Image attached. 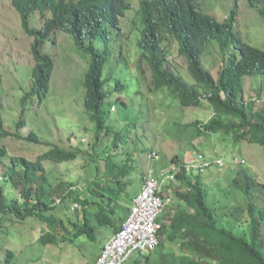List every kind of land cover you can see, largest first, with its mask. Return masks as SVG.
<instances>
[{
    "label": "trees",
    "instance_id": "obj_1",
    "mask_svg": "<svg viewBox=\"0 0 264 264\" xmlns=\"http://www.w3.org/2000/svg\"><path fill=\"white\" fill-rule=\"evenodd\" d=\"M198 1L140 0L138 18L143 31L138 47L152 71L154 91L168 89L172 101L182 108H199L204 102L209 103L213 115L208 121L197 120L184 126L194 128L196 135L223 134L231 136L235 143L247 142L264 148V102L261 100L256 105V101L247 100L244 87L245 77L264 76V50L244 41L235 32L239 0L224 22L204 13ZM247 1L264 17V0ZM12 5L21 17L24 32L33 39L32 53L37 64L32 70L34 85L21 99L15 132L4 131L5 123L1 119V136L28 144H45L35 130L27 135H21V130L28 125V119L33 117L35 121L34 115H41L46 106L54 59L42 50L47 39L60 30L70 33L77 49L89 56L84 108L94 123V134L87 146L82 142L71 148L49 145V150L36 161L12 156L8 163L4 160L7 149H0L3 170L0 172V264H26L30 260L6 242L19 231L16 227L19 223L30 219L44 222L48 229L38 240L44 246H56L69 239L77 245L83 236L96 241L103 227L112 229L113 233L119 230L140 192L139 184L147 175L143 173L141 159L145 147L143 136L126 134V127L117 129L116 120L110 115L111 106L120 101L129 109L128 114L119 115L120 124L128 122L130 132L142 128L143 113L139 115L122 98H115L116 94L125 92L126 86L118 77L119 60L112 46L122 35L121 20L133 4L129 0H12ZM37 12L47 17L44 28L31 25L30 19ZM167 35L178 43L194 84L171 73ZM214 40L224 56L230 47L229 65H221L217 78L202 63ZM125 52L122 46L120 59L126 58ZM149 150L154 152L152 147ZM80 157L88 161L95 175L101 176L103 182L98 189L96 180L89 184L88 191L73 189L78 183L64 178L55 181L54 171L46 167L47 162L72 163ZM171 163L185 164L180 155H175ZM231 188L240 192V199H232V190H226L221 191L219 201H210V205V193L200 175L182 168L164 193L184 206L178 207L170 219L166 209L158 246L141 254L134 264H264V183L242 169L231 181ZM70 201L79 203L83 210L81 221H66L57 215L56 210L61 205L69 208ZM230 201L233 205L226 207ZM226 214L231 218L222 216ZM244 222L248 225L242 228ZM170 243L179 245L180 252L171 249Z\"/></svg>",
    "mask_w": 264,
    "mask_h": 264
},
{
    "label": "rangeland",
    "instance_id": "obj_2",
    "mask_svg": "<svg viewBox=\"0 0 264 264\" xmlns=\"http://www.w3.org/2000/svg\"><path fill=\"white\" fill-rule=\"evenodd\" d=\"M129 1L133 7L121 21L122 35L117 37V42L112 46L115 56L120 59L121 47L124 45L128 57L127 64L123 61L116 63L118 77L123 79L126 90L118 93L115 98H122L139 115L143 113L140 123L143 129L137 128L130 132L128 122L120 124L119 115L122 112L129 113V109L123 107L120 101L115 102L113 104L115 108L112 107L113 111H110L111 117L116 120L115 127L117 129L126 127L125 133L128 135L132 133L143 136L145 147L141 159L144 174L149 175L151 170L156 176L163 174L170 169L171 160L175 155H180L184 162L196 164L198 157L202 155L211 166L203 172L194 169L191 174L200 175L202 183L209 190L208 204L211 205L213 200L219 201L223 195L220 194L221 191L226 190H232L230 193L232 199H240L241 194L237 189L235 191L231 188V181L238 170L244 169L264 183V148L247 142L235 143L231 136L223 134L199 136L196 135L194 128L184 127L197 120L208 121L213 112L208 102H204L203 107L199 108H182L178 102L172 101L173 97L166 89L154 91L152 71L148 63L142 59L138 47L143 31L138 18L140 0ZM198 2L204 13L222 22L228 18L236 4V0ZM46 19L41 12H37L31 17L30 22L34 27L44 28ZM234 30L244 41L264 50V17L251 8L247 0H239ZM32 40L24 32L21 17L12 5V0H0V120L5 123L4 131L15 132L14 122L21 112V99L34 85L32 70L37 61L32 53ZM166 50L171 60V73L175 76L177 73L190 84H194L195 80L187 69L186 59L179 53L178 43L168 35ZM42 51L54 59L52 86L44 103L46 106L43 107V112L39 116L34 115L35 121H32L33 117L28 119V125L21 130V135H27L35 130L45 144H28L14 137L4 138L0 131V149H7L8 156L4 157V160L8 163L12 156H24L36 161L49 150V145L71 148L78 147L82 142L87 146L94 134V123L84 108V80L89 67V56L77 49L73 36L64 30L49 37ZM229 53L230 47H227L224 56L219 43L214 40L202 58L203 66L210 69L217 78L220 67L229 65ZM244 87L247 100H258L256 105L261 100L264 102V76L245 77ZM151 147L156 151V155L150 152ZM219 159L224 160V167L216 165ZM236 159L244 163L235 164L233 161ZM46 167L49 171H54L52 175L55 181L64 178L67 182L86 185V181L93 177V168L83 157L65 164L47 162ZM2 171L0 168V172ZM140 186L142 184H139ZM171 200L166 207L169 219L173 217L178 207L184 206L173 196ZM226 205L231 207L233 202L230 201ZM73 206L74 203L70 201L69 208L61 205L56 213L66 221L69 219L81 221V211H74ZM222 216L226 219L231 218L229 214ZM247 225V222H244L242 228ZM16 227L19 231L6 242L10 248L17 249L23 257L30 260L26 264H94L104 242L113 235L112 229L103 227L96 241H90L83 236L78 246H73L70 239L56 246H44L38 239L47 229L45 223L33 219L19 223ZM169 247L177 253L180 252L179 245L175 243H170ZM139 257V253L134 254L128 264H134Z\"/></svg>",
    "mask_w": 264,
    "mask_h": 264
},
{
    "label": "built area",
    "instance_id": "obj_3",
    "mask_svg": "<svg viewBox=\"0 0 264 264\" xmlns=\"http://www.w3.org/2000/svg\"><path fill=\"white\" fill-rule=\"evenodd\" d=\"M233 162L244 163L238 159ZM216 165L224 167V160H217ZM209 166L211 164L200 155L197 164L193 162L182 166L172 164L169 170L158 176L150 172L133 212L104 244L94 264H128L134 254L154 251L159 244V233L162 230L160 218L172 202L171 198L166 197L163 188H166L170 181L175 180L182 168H185L187 172H192L194 169L203 172Z\"/></svg>",
    "mask_w": 264,
    "mask_h": 264
},
{
    "label": "clouds",
    "instance_id": "obj_4",
    "mask_svg": "<svg viewBox=\"0 0 264 264\" xmlns=\"http://www.w3.org/2000/svg\"><path fill=\"white\" fill-rule=\"evenodd\" d=\"M121 21H123V19H122ZM44 23H45V22H44ZM52 35H53V34H52ZM32 41H33V40H32ZM123 47H124V45H123ZM124 49L127 50L126 47H124ZM139 49H140V48H139ZM140 52H141V50H140ZM114 53H115V52H114ZM115 57H116V56H115ZM125 57H126V58L123 59V60H122V59H119V58H117V57H116V58H117L119 61H123L125 64H127V63L125 62L126 60L128 61V57L126 56V52H125ZM141 57L145 59L144 56L141 55ZM165 89H166V88H165ZM165 89H161L160 91H165ZM166 90L169 92L168 89H166ZM169 94H170V92H169ZM116 95H117V94H116ZM116 95H115V96H116ZM170 95H171V94H170ZM116 99H117V98H116ZM112 107L115 108V106H114V105L111 106V111H113V110H112ZM154 153H156V151L152 152V154H154ZM156 154H157V153H156ZM186 163H188V162H185V164H186ZM142 164H143V161H142ZM102 165H103V164H102ZM151 172H153V171L151 170ZM149 174H150V173H149ZM147 177H148V175H147ZM147 177H146V178H147ZM146 178H145L144 182L142 183V186L139 187V188H140V192H139L138 196H137V197L135 198V200H134V205H133V207H132V209H131V212H130L129 216H130L131 213L133 212V208L137 205V199H138L139 195L141 194V191L143 190V187H144V184H145ZM95 180L97 181V183H99V184H95V186H96L95 188L98 189L99 186H100V184L103 182V180L101 179V176H99L98 174L95 175V172L93 173V177H92V179L86 181V185L77 184V185H75V187H73V189L78 188L79 190H81V191H83V192L88 191L89 184H90L91 182L95 181ZM87 194H88V193H87ZM92 195H93V193H92V194H89L87 197H88V198H91ZM73 209H74V211H81V216H82V217H81V220H82V218H83V210L81 209L79 203H74ZM165 211H166V209H165ZM165 211H164V214H165ZM164 214H163V216H164ZM129 216H128V217H129ZM163 216L160 218V222H161V223H162V220H161V219L163 218ZM128 217H127V218H128ZM127 218H126V219H127ZM126 219H125V220H126ZM30 220H33V219H30ZM34 220H37V219H34ZM71 220H73V219H71ZM125 220H124V221H125ZM124 221L121 223L120 227L122 226V224L124 223ZM40 222H41V221H40ZM43 223H44V222H43ZM120 227H119V228H120ZM47 229H48V227H47ZM47 229H46V230H47ZM46 230H45V231H46ZM162 230H163V226H162ZM116 232H117V231H116ZM116 232H115V233H116ZM115 233H113V235H114ZM113 235H112V236H113ZM112 236H111V237H112ZM111 237H110V238H111ZM81 238H82V237H81ZM81 238H80V240H81ZM110 238H109V239H110ZM38 240H39V239H38ZM80 240H79V241H80ZM79 241H78V243H79ZM38 242H39V241H38ZM106 242H107V240L104 242V244H105ZM78 243H77V245H78ZM104 244H103V246H104ZM77 245H73V246H77ZM102 248H103V247H102ZM101 250H102V249H101ZM100 253H101V251H100ZM141 254H144V253H141ZM141 254H140V255H141ZM99 256H100V254H99ZM99 256H98V257H99Z\"/></svg>",
    "mask_w": 264,
    "mask_h": 264
}]
</instances>
